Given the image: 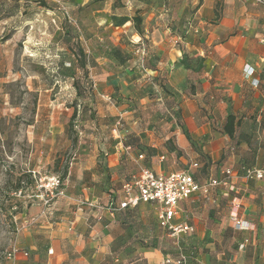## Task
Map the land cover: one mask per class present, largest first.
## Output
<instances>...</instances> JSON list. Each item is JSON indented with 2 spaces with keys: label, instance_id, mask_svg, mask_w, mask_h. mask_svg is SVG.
I'll list each match as a JSON object with an SVG mask.
<instances>
[{
  "label": "crops",
  "instance_id": "1",
  "mask_svg": "<svg viewBox=\"0 0 264 264\" xmlns=\"http://www.w3.org/2000/svg\"><path fill=\"white\" fill-rule=\"evenodd\" d=\"M53 1L57 3L49 9L53 14L41 24L44 40L28 42L26 47H50L54 54L47 61L56 66V76H72L73 60L63 54L68 39L63 36L65 15L60 11L61 7L68 9L69 18L80 32L86 58L83 70L93 76L96 99L107 104L101 116L113 122L114 144L104 158L97 160L100 154L93 151V164L69 172L65 196L54 202L52 216L42 217L38 227L18 242L30 252L28 257L21 254L18 264H163L171 253L135 242L129 222L130 215L141 213L143 224L148 226L147 214L155 211L158 218L153 204L142 202L134 208L98 213L78 209L76 200L106 205L114 198L119 203L123 184L142 166L170 173L183 170L175 166L176 159L194 160L201 155L212 163L222 161L231 140L219 130L229 114L241 119L239 133L247 135L248 140L237 145V156L219 165L215 178L223 177L224 170L230 168L229 182L235 189L219 185L212 187L211 193L193 194L179 204L175 221L194 226L196 238L202 239L200 220L189 222L180 214L183 207L189 206V199L212 194L226 215L227 228L222 236L205 243L200 264H264V178H249L244 168L264 169V0H192L191 4L185 0L184 7L177 11L176 27L165 12V0ZM190 6L197 7L193 14L187 9ZM38 18L40 15L35 13L31 22L38 25ZM137 18L141 20L139 27ZM187 20L193 21L192 29ZM140 42L145 44L146 56L137 51ZM99 45L121 48L128 56L121 59L114 54L104 55ZM247 67L254 69L253 77L247 75ZM75 70L80 74L77 66ZM253 78L259 80L258 86L252 84ZM105 95L112 101L108 102ZM162 96L165 100L172 96L180 100L179 124H170L176 122L174 119L167 122L172 107L165 106V138L157 131V123L163 119L158 113L146 112L159 109L156 102ZM117 126L118 132L114 133ZM63 128L53 123L51 132L56 137ZM170 141L175 147L162 146L167 142L171 145ZM201 141L204 145L198 154L191 142ZM255 145L259 149L252 148ZM236 202L240 204L238 219L248 226L242 230L236 229L232 217ZM234 232L248 239L232 251L223 246V241ZM177 245L175 254L181 251L180 240Z\"/></svg>",
  "mask_w": 264,
  "mask_h": 264
},
{
  "label": "rangeland",
  "instance_id": "2",
  "mask_svg": "<svg viewBox=\"0 0 264 264\" xmlns=\"http://www.w3.org/2000/svg\"><path fill=\"white\" fill-rule=\"evenodd\" d=\"M189 1L191 4L192 0ZM184 3L185 0H165V12L171 15L170 23L175 27L177 11L184 7ZM54 4L57 5L53 0H0V262H4L5 252L12 243L20 242L24 234L32 233L40 223L26 225L25 219L38 216L43 210L40 186L46 180L41 179L58 175L65 186V179L73 168L93 164L97 153L100 154L97 160L101 156L104 158L114 144L111 132L113 122L105 121L101 116L103 106L107 104L103 99H96L93 76H88L83 70L79 56L81 51L84 54L78 37L80 32L69 15L64 14L63 36L68 40L63 54L71 62L73 60V66L70 67L74 71L70 73L72 76H56V66L47 61L54 54L50 47H26L28 42L44 40L41 24L53 14L49 9ZM188 8L193 14L197 7ZM60 11L64 13L62 7ZM35 13L40 15L38 25L35 21L31 22ZM98 48L104 55L114 54L121 59L128 56L118 47L99 45ZM76 66L80 74L75 70ZM67 91H71L72 95H64ZM166 100L162 96V100L156 102L159 109L146 111L151 115L158 113L160 119H163L157 123L161 138L167 135L166 105L172 107V116L167 118V122L174 119L176 122L170 124L180 123L179 98L172 96ZM53 123L64 127L63 132L56 137L51 132ZM170 143H163L162 146L169 149L175 147ZM239 143L229 142L222 161L218 163L209 162L200 155L187 161L175 158V166L188 169L197 162L198 167L193 168L192 172L201 184H205L209 178L218 176L222 162L238 155ZM203 145L202 141L191 142L198 154H201ZM252 148L259 149V146ZM90 158L94 159L89 161ZM20 189L22 194L18 193ZM188 202L189 206L183 207L180 215L189 222H194L195 218L200 220L202 239L196 238V231L183 240L180 237V250L187 256L188 264H200L199 257L201 251L205 250V243L222 236L227 228L226 215L221 213L212 194H202ZM146 220L148 226L143 224L145 219L141 213L130 215L129 222L135 233L132 236L135 242L145 243L150 249H160L164 254H175L179 250L178 240L159 225L155 211L147 214ZM247 239L241 232H234L225 238L223 246L235 251Z\"/></svg>",
  "mask_w": 264,
  "mask_h": 264
},
{
  "label": "built area",
  "instance_id": "3",
  "mask_svg": "<svg viewBox=\"0 0 264 264\" xmlns=\"http://www.w3.org/2000/svg\"><path fill=\"white\" fill-rule=\"evenodd\" d=\"M262 1V0H257ZM64 14L69 15L68 10L63 8ZM69 17V16H68ZM189 29L193 28V21H188ZM138 52L142 56L147 55V49L144 42L138 44ZM247 75L253 77L255 71L252 67L246 68ZM252 84L254 86L259 85V80L253 78ZM104 98L111 102L112 98L105 95ZM120 124L119 122L117 123ZM114 133L118 132V126L114 128ZM143 157V156H140ZM198 167V163L191 164L190 168L170 173H157L152 169L142 166L138 172L132 177L131 180L125 182L122 186V199L119 203L114 198H111L108 204H103L99 201L86 200L79 198L76 200L77 208H88L95 210L98 213H102L105 210H120L126 208L137 207L140 203H151L155 206L160 225L166 229L171 236H173L177 243H179L180 237L185 234H192L195 232V227L186 222H176L175 218L178 214L179 204L190 198L193 194L203 191L209 192L212 187L219 185L228 186L230 190H234V186L230 184L229 177L232 175V170L227 168L223 172L221 178H210L205 184H201L195 178L192 169ZM246 176L249 178H264L263 168H249L246 169ZM46 183L40 186L41 200L43 202V210L38 216H33L27 220L28 225H34L39 223L42 217L46 218L53 214L54 201L62 196H65L64 183L58 175H52L47 178ZM19 194L23 191L20 189ZM240 204L236 202L233 206V218L235 219V227L237 230H242L245 227V222L238 219V211ZM51 252V250H50ZM28 257L30 252L26 249H22L18 242H14L10 245L9 249L5 252L4 262L0 264H18L20 255ZM163 264H188L187 256L180 251L176 256L167 254L163 260Z\"/></svg>",
  "mask_w": 264,
  "mask_h": 264
},
{
  "label": "trees",
  "instance_id": "4",
  "mask_svg": "<svg viewBox=\"0 0 264 264\" xmlns=\"http://www.w3.org/2000/svg\"><path fill=\"white\" fill-rule=\"evenodd\" d=\"M140 19L137 18L136 20V24L137 26L139 27V24H140ZM80 62H81V65L84 67L85 66V61H86V58L84 56V54L82 53V51L80 52ZM240 123H241V119H237L236 115L234 114H229L227 116V120H226V123L222 129V132L226 135L229 136L231 142H235V141H238V143L241 141V140H248V136L243 134V133H239V126H240ZM245 169H249V168H252V166H249V167H244ZM174 256H176L177 254H172Z\"/></svg>",
  "mask_w": 264,
  "mask_h": 264
}]
</instances>
